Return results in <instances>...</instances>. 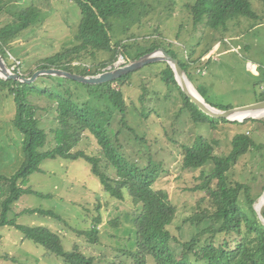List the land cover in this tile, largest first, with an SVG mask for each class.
I'll return each mask as SVG.
<instances>
[{
  "label": "rangeland",
  "instance_id": "1",
  "mask_svg": "<svg viewBox=\"0 0 264 264\" xmlns=\"http://www.w3.org/2000/svg\"><path fill=\"white\" fill-rule=\"evenodd\" d=\"M13 1L6 3V11L0 13V28L13 20L15 11L31 4L37 7L41 16L40 23L21 32L9 45L12 61H23L24 72L34 69L43 58L78 42L76 33L81 16L73 0ZM193 1L142 0L136 7L134 20H131L130 26L127 25L128 30L125 23L114 21V42L151 38L175 44L180 59L191 63L193 86L209 103L222 109L262 99L264 0H251L257 18L241 16L240 20H233L226 31L205 28L202 24L195 26L193 15L187 8V4ZM213 39L212 48L202 54ZM215 46L218 48L214 49ZM108 58L109 55L98 52L95 56L73 63L84 62L83 65L96 71ZM118 61L123 62L121 55L116 63ZM162 66L161 62L148 64L134 72L132 84L128 82L122 86L128 105V122L145 139V144L135 139L130 131L124 132L120 138L130 161L145 167L150 164L151 158L152 162L160 165L161 173L155 187L169 193L177 209L172 231L179 240L185 241L211 223L208 219L194 225L188 219L205 209L214 210L209 194L197 188L204 182V174L211 171L213 164L197 169L185 168L182 145L191 146L202 136L214 144L216 155L227 156L232 149L233 137L240 131H246L264 145V123L238 124L219 119L196 123L190 113L182 109L183 99L179 91L175 87L169 88L156 74L154 69ZM139 73L143 75L138 76ZM71 85L81 86L76 82ZM4 86L0 82V176H11L24 161V136L13 121L16 109L14 98L6 94ZM31 100L39 107L37 117L41 121L40 126L48 132V139L41 150L48 151L56 145L52 132L58 127V122L54 120L56 102L37 94L32 95ZM142 112L145 114L142 115ZM257 118L264 119V116ZM119 119L120 116L112 124L115 130L120 126ZM71 151L101 155V146L93 135L85 132ZM40 167L41 171L30 175L27 184L23 185L34 192L24 193L14 202L8 219L22 225L51 229L61 236L65 251H79L92 257L94 264H137L132 254L137 242L135 218L141 211V204H135L126 189L123 199L112 196L93 173L91 163L83 157L46 158ZM101 168L106 171L105 159ZM108 173L115 176L111 167ZM230 179L251 186V195L256 199L254 207L261 212L262 207H258L257 203L264 195V150L241 157L231 169ZM9 194V183L0 178V221L2 202ZM241 203L248 208L244 193H241ZM41 210L51 211L52 214L42 213ZM94 225L98 235L92 240L87 232ZM224 237V234H219L218 240ZM0 264L69 263L64 256L26 238L21 229L8 224L0 225ZM145 264H153V261L150 259Z\"/></svg>",
  "mask_w": 264,
  "mask_h": 264
},
{
  "label": "trees",
  "instance_id": "2",
  "mask_svg": "<svg viewBox=\"0 0 264 264\" xmlns=\"http://www.w3.org/2000/svg\"><path fill=\"white\" fill-rule=\"evenodd\" d=\"M9 1L12 0H0V13L6 11V3ZM16 1L21 0L13 2ZM73 1L79 7L81 16L76 33L78 42L72 47L43 58L34 69L28 72L23 70V61L20 60L19 64L17 60L12 61L9 45L21 32L40 23V12L34 4H31L13 13V20L0 28V53L9 68L15 67L14 71L25 77L33 76L38 70L50 68L91 75L103 72L102 69L108 66H114L120 55L129 61L163 47L179 60L191 79V63L186 59H180L175 49L176 45L173 43L151 38H143L141 41L135 38L128 42L119 39L114 42V21L120 20L125 23V29L128 30L131 20H134L136 7L142 3V0ZM187 8L193 15L195 26L202 24L205 28L216 31L228 30L229 24L233 20H240L241 16L248 18L258 16L253 10L251 0H194L187 4ZM213 41L214 39L202 54L212 48ZM98 52L109 55V58L102 62L101 67L96 71L83 65L84 62L73 63L75 60L95 56ZM157 62L163 64L160 69H154L157 70L159 79L169 88L175 87L179 91L183 99L182 109L187 110L196 123L215 122L216 119L238 124L264 123V119L260 118L231 121L207 115L184 93L172 66L167 61ZM134 72L100 84L83 83L51 74L40 75L30 83L0 76V82L7 90L6 94L14 98L16 109L13 121L24 136V161L21 167L11 176H0L9 183L10 193L1 205L0 225L17 226L26 238L32 239L59 256H64L69 264H94L92 257H87L79 251H65L61 236L51 229L44 226L22 225L7 217L11 206L20 199L22 194L34 192L30 188H24L23 185L27 184L30 175L41 171L40 165L43 160L59 156L74 159L83 157L91 163L93 173L99 177L104 189L112 196L123 199L124 189H126L135 204H141V211L135 218L137 242L136 250L132 254L137 264H145L150 259L153 264H264V223L262 221L264 205L259 214L254 207L256 199L251 195V186L240 181L233 182L230 179V171L238 160L247 153L263 152L264 145L258 143L246 131L235 134L232 139V149L227 156L216 155L214 144L202 136L191 146L182 145L185 168L197 169L213 164L211 171L204 174V182L197 188L209 194L214 210L205 209L188 219L194 225L208 219L211 223L194 234L191 239L179 240L171 227L176 216V206L166 190L155 187L161 173L160 165L152 162L151 158H149L150 164L145 167L139 166L136 161H130L120 138L124 132L130 131L135 135V139L145 144V139L140 137L128 122V105L122 89V86L128 82L132 84L135 78ZM141 74L143 75L139 73L138 76ZM72 82L81 86L71 85ZM35 94L56 102L54 120L58 122V127L52 129L56 145L48 151L41 150L48 139V132L40 126L41 121L37 117L39 107L32 103L31 97ZM261 96L260 100H263L264 89ZM118 116H120V126L115 130L112 124ZM85 132L96 138L101 146V155L71 151ZM103 159L107 163V172L101 168ZM109 167L115 170V176L108 173ZM241 193L245 194L248 208L241 203ZM41 212L52 214L51 211L41 210ZM98 219L101 221V216ZM95 225L87 232L92 240H95L98 235ZM219 234L225 235L223 240H218ZM176 245L181 247L178 248L179 246Z\"/></svg>",
  "mask_w": 264,
  "mask_h": 264
},
{
  "label": "water",
  "instance_id": "3",
  "mask_svg": "<svg viewBox=\"0 0 264 264\" xmlns=\"http://www.w3.org/2000/svg\"><path fill=\"white\" fill-rule=\"evenodd\" d=\"M157 61H167L172 66L175 71L177 81L184 93L188 97H190V99L198 106L201 111L213 118H225L231 121H244L248 118H257V115L264 113V99L258 100L251 104L227 109H221L213 106L212 104L207 102V100L198 91V89L193 86L190 77L188 76L184 68L181 66L179 60L170 55L163 47L157 48L149 53H146L138 59L129 60L126 63L118 61L117 63H115L114 66H108L103 72L91 75H81L59 68H50L38 70L34 73L33 76L25 77L12 71L7 65L2 54L0 53V76L5 79L14 78L20 81L30 83L35 81V79L40 75L51 74L75 79L83 83L100 84L117 79L123 75L139 70L144 66ZM190 84L192 85V87H194L199 96L194 93V91L190 87ZM256 210L260 214L259 209L256 208ZM262 221L264 223L263 218Z\"/></svg>",
  "mask_w": 264,
  "mask_h": 264
},
{
  "label": "bare ground",
  "instance_id": "4",
  "mask_svg": "<svg viewBox=\"0 0 264 264\" xmlns=\"http://www.w3.org/2000/svg\"><path fill=\"white\" fill-rule=\"evenodd\" d=\"M190 87H191V89L194 91V93L196 94V95H198L199 96V94L197 93V91L194 89V87H192V85L190 84ZM256 115V114H255ZM258 117H263L264 116V113L263 114H259V115H257ZM264 203V195L261 197V199L259 200V202L257 203V206L258 207H262L263 204Z\"/></svg>",
  "mask_w": 264,
  "mask_h": 264
},
{
  "label": "built area",
  "instance_id": "5",
  "mask_svg": "<svg viewBox=\"0 0 264 264\" xmlns=\"http://www.w3.org/2000/svg\"><path fill=\"white\" fill-rule=\"evenodd\" d=\"M216 48H218V46H217V47H216V46L214 47V49H216ZM121 57H122L123 62L126 63L127 61L124 59V57H123V56H121ZM121 62H122V61H121ZM17 63L19 64L20 61H17ZM14 68H15V67H12V68H10V69H11L12 71H14ZM14 72H15V71H14Z\"/></svg>",
  "mask_w": 264,
  "mask_h": 264
},
{
  "label": "crops",
  "instance_id": "6",
  "mask_svg": "<svg viewBox=\"0 0 264 264\" xmlns=\"http://www.w3.org/2000/svg\"><path fill=\"white\" fill-rule=\"evenodd\" d=\"M220 43V42H219ZM219 43L217 44V45H219ZM239 44H241V43H239ZM239 47V46H238Z\"/></svg>",
  "mask_w": 264,
  "mask_h": 264
}]
</instances>
